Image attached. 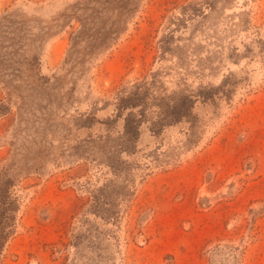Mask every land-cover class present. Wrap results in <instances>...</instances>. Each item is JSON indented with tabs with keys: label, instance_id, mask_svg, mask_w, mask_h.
<instances>
[{
	"label": "rangeland",
	"instance_id": "obj_1",
	"mask_svg": "<svg viewBox=\"0 0 264 264\" xmlns=\"http://www.w3.org/2000/svg\"><path fill=\"white\" fill-rule=\"evenodd\" d=\"M79 1L0 0V264H264V0Z\"/></svg>",
	"mask_w": 264,
	"mask_h": 264
},
{
	"label": "trees",
	"instance_id": "obj_2",
	"mask_svg": "<svg viewBox=\"0 0 264 264\" xmlns=\"http://www.w3.org/2000/svg\"><path fill=\"white\" fill-rule=\"evenodd\" d=\"M118 3L117 7H118V12L117 15L114 19H112V21L110 22V25L107 29V31L103 32L100 30V32H91L88 33V27H86V18H89L90 20H94L96 18H98L99 16H97V13H94V11L97 12V8L95 7V4H98L100 7L102 6V9L104 10V8L107 6H114V4ZM91 3H94L93 6H90ZM77 4H83L82 9H84V11H87L89 9H92V12L94 13L93 16H81L80 20H81V28H79V30L76 31V33H74V38H73V47L75 48V50H78L76 45L77 43L82 39L83 41H85V47L83 49H81L80 51H82V56L80 59L77 60L78 64L83 65L88 59L92 58V56H95L98 52H101L103 50H105L108 46H110V44L113 42V37L116 34H119L120 31L123 29L127 18L130 16V14L133 12L134 8H135V3L134 0H82L79 1V3ZM91 7V8H90ZM101 10V9H100ZM77 11V10H76ZM76 11L73 13H69V15L67 14H63L68 17L71 16H75L78 15L76 14ZM99 11V10H98ZM100 12V11H99ZM16 14L15 12H7L6 14H3L0 16V50L2 49V47H8L10 44H15L17 45L16 47V51L15 52H11L16 54L21 53L22 55L25 53L23 50L25 49V45H30L32 48H34V44L38 41V42H42L45 38H47L48 36H50V34L52 33V26L46 25L41 27V32L34 34V36H27L28 34L25 32V38L24 36L17 34L15 36H10L9 35V31H10V24L9 21L11 20L10 18H12V16ZM79 16V15H78ZM13 20L15 22H18L19 20L17 19V17H15V19L13 18ZM29 19H20L21 22H23V24L25 23V31H26V24L28 22ZM108 20H110V18L108 17L107 19H105V21H102V23L104 24L105 22H107ZM24 26V25H23ZM21 26L17 29H24V27ZM13 30H15V28H12ZM102 29V28H101ZM106 28L104 27V30ZM23 31V30H22ZM79 37H81V39H79ZM24 48V49H23ZM34 52V58L35 56H38V53L35 52V50H32V53ZM6 52H2L0 51V70H4V68H11L14 67L15 64H12L13 62L8 61L10 58H6L5 54ZM2 56V57H1ZM6 59V60H5ZM68 59V58H67ZM70 60V59H69ZM23 61L18 63L19 67L17 68L18 70H20V68L23 66ZM3 72V71H2ZM0 72V82H4L5 85H7L8 87H10L11 89H16L18 87L17 84L13 85L12 87V81H10L9 79H6L4 74H10L11 72H13L16 75H19L18 72L15 73L14 71H5L4 73ZM11 85V86H10ZM2 236H0L1 239ZM0 247H1V240H0Z\"/></svg>",
	"mask_w": 264,
	"mask_h": 264
}]
</instances>
